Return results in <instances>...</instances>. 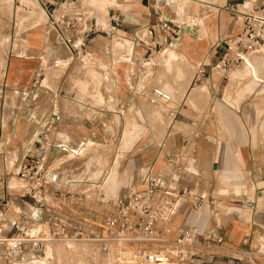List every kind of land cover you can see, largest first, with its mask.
<instances>
[{
	"label": "rangeland",
	"instance_id": "1",
	"mask_svg": "<svg viewBox=\"0 0 264 264\" xmlns=\"http://www.w3.org/2000/svg\"><path fill=\"white\" fill-rule=\"evenodd\" d=\"M122 1L109 0V3L100 9L90 0H78L85 9L88 19L96 21L98 25L95 37H105L103 31L106 29V13L108 9L120 8ZM160 1L162 24L165 23L172 30L178 31V35L171 37L164 34L167 42L153 50L149 61L139 64L142 70H146L148 76L142 77L134 89L131 83V88H128V102L122 104L117 99V96L119 97L116 88L119 79L117 69L119 66L126 68L131 81L130 75L137 67L131 60L134 51L131 41L114 37L107 45L104 39H99V42L88 46L87 57L75 60L60 43L56 33L50 29L47 16H43L41 23L35 24L38 17V21L41 20V16L32 12L36 10L35 7L20 10L18 7L20 0H12L9 4H4V1L0 0V121L2 125H7L16 105L26 97L5 88L4 68L8 59L23 54L26 46L24 36L39 28L44 33V47L38 67L41 76L36 87L42 91V96L39 95L35 102H40L43 96H51L54 98L53 113L64 116L74 115L78 111L86 113V105L88 115H94L95 110L104 111L102 122L94 125L97 129L93 133L94 139L83 145L78 157L71 154L47 157L51 169L66 172L71 181L82 182L78 183V186L65 187L66 190L71 194L83 193L86 196L85 201L76 206L55 205V209L67 214H87L94 223H98L101 214L111 210V201L116 196L133 190L134 179L139 174V169L137 170L131 161L134 151L148 145L162 147L171 137L195 133L196 130L187 124V120H194L204 125L203 130L210 136L207 141L216 153H214L218 163L216 166L219 170L213 171V168H210L206 183H210L209 193L224 201V206L217 209L223 213L230 211L232 214L230 212L229 214L238 220L250 221L245 208L229 201V197L243 194L249 198L254 197V186L250 182V177L239 170H223L224 167H230V158L226 150L231 142L242 147L256 148L262 145L264 147V139H260V132L264 133V46L246 58L247 65L242 69L223 72L220 78L213 81H207L205 78L206 81H200L192 88L191 84L198 76L197 66L202 59L192 64L173 49L176 43L169 45L172 39L190 35V32L196 33L195 30L199 28V35L208 39L204 22L215 17L217 20L224 18L228 23H236L239 28L235 33L220 32L219 38L214 39L205 52V55H210L216 47L224 46V42L240 33V14L249 11V6L245 4L244 9L238 7L232 12L228 0H204L209 5L191 3L188 7L185 6L186 8L184 5L178 6L174 0ZM138 37L145 39L149 34L143 29L138 31ZM125 45L127 50L123 48ZM102 46L108 47V51L112 53L108 64L107 61L101 62L99 59ZM209 68L211 66L208 65L204 71L210 73ZM101 84L105 87L103 96ZM148 86L166 90L172 96L173 103L170 106L176 111L174 118L168 116L166 108L151 105L140 95L142 91L148 92ZM214 131L217 132L216 138L212 137ZM172 139L170 141H173ZM20 143L18 140L7 139L0 144V152L5 153L7 165L13 168L9 180L14 186L17 184L13 175L19 159H15L13 151ZM145 154L148 155V152ZM237 189H240L238 193ZM233 208L238 209L234 211ZM256 248L255 252L259 251L263 256L264 264V236L260 237ZM59 252L61 258L58 257V261L56 253H52L54 257L52 259L56 264H72V260L64 258V253L68 257L64 249H60ZM90 252L88 248V253ZM205 253H215V250ZM76 256L84 259L81 253H77ZM236 257L238 264L245 263L244 255L238 254ZM191 262L190 264H197L196 258ZM81 264L86 263L82 261Z\"/></svg>",
	"mask_w": 264,
	"mask_h": 264
},
{
	"label": "built area",
	"instance_id": "2",
	"mask_svg": "<svg viewBox=\"0 0 264 264\" xmlns=\"http://www.w3.org/2000/svg\"><path fill=\"white\" fill-rule=\"evenodd\" d=\"M36 1L45 11L50 29L56 33L71 58L83 60L87 56L89 39L98 33L96 21L77 12L76 0ZM246 3L250 4V8L241 15L240 33L224 42L223 50L209 72L215 69L223 72L242 69L247 65L246 58L264 46V0H237L236 10ZM119 24L120 18L110 15L103 31L105 36L114 38ZM162 28L171 37L178 35V31L165 23ZM150 57L151 53L146 61ZM131 59L136 62L134 56ZM204 69L203 64L199 65L192 88L200 82ZM40 76L38 69L33 85L39 83ZM140 95L151 105L166 108L169 117H175L176 111L170 106L172 96L165 90L153 88L150 92H140ZM61 121L58 113L46 120L40 135L41 150H52ZM189 126L196 128V123ZM183 143L186 147L188 139ZM190 152H194V149H190ZM0 155L3 163L0 206L14 216L13 221L0 220V247L5 264H56L46 252L51 246L65 243L90 248V254L87 253L84 258L86 264H190L201 255L202 252L198 250L214 249L223 242L213 232H203L197 227L182 229L173 240L163 234L164 224L185 202H190L192 209L217 203L191 189L178 190L180 161L187 154H182L181 159L166 160L170 170L165 178L154 175L151 167H147L140 175L137 189L116 196L111 201V210L101 214L98 223H94L87 214H63L48 207L50 200L58 205L76 206L85 201L86 196L67 191L66 188L73 184L69 183L72 182L69 175L51 169L47 158L35 156L23 159L13 175L17 184L14 186L8 179L10 173L5 164L6 156L2 152ZM28 202L45 212L42 220L27 223L22 208Z\"/></svg>",
	"mask_w": 264,
	"mask_h": 264
},
{
	"label": "crops",
	"instance_id": "3",
	"mask_svg": "<svg viewBox=\"0 0 264 264\" xmlns=\"http://www.w3.org/2000/svg\"><path fill=\"white\" fill-rule=\"evenodd\" d=\"M76 1L77 12L87 17L85 9L78 0ZM174 1L178 3V6L184 5L187 7L191 4L187 0ZM202 1L204 2L202 5H209V3L204 0ZM10 2H12V0H8V4ZM101 2L104 7L109 3V0H101ZM161 3L160 0H133L130 2L123 0L120 8L114 10L108 9L106 13V27L110 15H115L120 18V24L115 30V37H122L133 43L134 51L132 56H134L136 62L131 60L132 63L136 64L138 67L134 69V73H131V81L128 78L126 68L119 66L117 69V74L119 76L118 83L116 84L119 93L117 99L118 102L122 104L128 102V88H131V83L132 89H134L138 86L142 77L148 76L146 70H142L139 64L146 61L149 53H152L157 47H162L163 43L167 42V37H164V34L168 33L163 30L160 20L163 16L160 9ZM228 3L233 12L237 0H228ZM18 7L20 10H23V8L28 9V7H35L36 10L32 12L35 15L41 16V20H35V24L36 22L41 23L43 16H47L40 5L34 0H20ZM219 20L215 17V19L204 22L208 33V39L199 35V28L195 30L196 33L193 32L194 34L190 32V35H183L181 38L178 36L176 39H172L169 45L176 43L173 49L176 50L185 61L194 64L202 59L199 65L203 64L204 68H208V65H213L214 61L223 50V46L216 47L210 55H205V52L210 48L214 39L216 40L219 38L220 32L224 34L228 32L235 33L239 28L236 23H228L224 18ZM143 29H146L149 34V37H145V39L138 37V31H142ZM181 33H183V31ZM43 34V30L36 28L31 34L24 36L23 41L26 43V46L23 50V54L8 59L6 67L4 68L5 88L13 93H20L26 96L21 99L19 105H16L11 119H8L7 125H2V121H0V144H3L7 139L21 141L18 148L13 151L15 159H19L17 169L23 159L35 156L55 158L58 155L71 154L78 157L83 145H86L88 140L94 139L93 133L97 131L94 125L101 123L102 116H104L103 110H95L94 115H88L87 105L86 113L78 111L71 116H64L61 114L62 121L54 136L52 150L45 151L39 148V143H41L40 135L44 124L46 120L54 114V98H51V96H43L40 102H35V99L41 95L42 92L36 85H33V81L40 65V54L44 47ZM99 39H104L107 45L110 42L109 40H113V38H107L106 36L100 38L94 35L89 39L86 51L89 45H94L95 42H99ZM101 44L103 45V43ZM101 49L102 51L100 52L99 59L101 62L107 61L106 63L108 64L109 60L112 58V53L108 51V47L102 46ZM86 55H88L87 52ZM199 65L197 66L198 73ZM205 65H207V67ZM221 74L223 73L220 70L210 73L204 71L200 81H204L205 78L207 81H213V79L220 78ZM102 75H105V73H102ZM100 86H102L101 92L103 96L105 87H103V84ZM151 89L153 88H150V86L147 87L148 92H150ZM181 119L179 120L182 122ZM190 123H196V128H193L196 130L195 133L183 137H171L173 141H170L171 138L168 139L162 147L148 145L134 151L131 161L134 162L133 166L137 170L139 169V174L134 179L133 190L137 189L140 175L147 167H151L154 175L165 178L170 170V166L166 163V160L181 159L182 154H187L186 158L180 161L179 171L181 179L177 184L178 190L185 188L191 189L196 194L205 195L209 199L217 201V203L213 205L207 203L198 209H192L190 202H185L177 209L170 221L164 224L163 234L165 237L173 240L179 236L182 229L186 227H197L203 232L211 231L223 240L222 244L214 249H203L201 255L196 258L197 264H238L236 257L238 254L244 255L245 263L243 264H263V256L259 254V251L255 252L258 242H260V237L264 236L263 145L262 147L251 148L250 146H236L231 142L228 145V150H226L230 158V167H224L223 171L239 170L250 177V182L252 186H254L253 198H249L245 194L229 197L230 203L238 204L248 211L250 221L244 222L234 218L230 211L223 213L217 209L219 206H224V201L213 197L208 191L210 183H206L209 169L213 168V171L219 170L216 166L218 164L215 160L216 153L213 147H210L209 141H207V138L210 136L203 130L204 125L198 123V121L187 120V124ZM194 134L197 136L193 137ZM216 134L217 132L214 131L212 137L216 138ZM185 139L189 141L186 147L183 143ZM260 139H264V133L262 132H260ZM190 149H194V152H190ZM146 152H148V155L145 154ZM3 154L5 155V153ZM5 164L7 172L12 175L13 172H11V170H13V168L11 169L10 166L7 165V161ZM2 170L3 163L2 156L0 155V172ZM10 175L8 179H10ZM69 183H73L70 186H78V183L82 182L72 181ZM74 183L77 184L74 185ZM239 191L240 189L236 190L237 193ZM55 205H58L55 201H48V207L50 209L60 211L55 209ZM22 209L27 216V223L40 221L45 216V212L34 207L31 202L26 203ZM59 209L61 208L59 207ZM237 209L238 208L234 209V211ZM229 212L231 214H229ZM1 218L13 221L14 216L9 210H4L0 206V220ZM212 250H215V253H205V251ZM0 264H5L2 259L1 247Z\"/></svg>",
	"mask_w": 264,
	"mask_h": 264
},
{
	"label": "bare ground",
	"instance_id": "4",
	"mask_svg": "<svg viewBox=\"0 0 264 264\" xmlns=\"http://www.w3.org/2000/svg\"><path fill=\"white\" fill-rule=\"evenodd\" d=\"M4 2V4H8V0H3ZM34 1H36V0H34ZM92 3H94V4H97L99 7L98 8H100V9H102V7H103V4H102V2H101V0H90ZM177 1H179V0H177ZM188 2H190V3H197V4H204V2L202 1V0H187ZM37 2V1H36ZM38 3V2H37ZM39 4V3H38ZM188 4V3H187ZM206 4V3H205ZM248 6H249V8H250V4L249 3H246ZM36 6V5H35ZM39 7V6H38ZM41 7V6H40ZM94 7V6H93ZM185 7V6H184ZM188 7V6H187ZM219 7V6H218ZM42 8V7H41ZM244 8V7H243ZM248 8V9H249ZM43 9V8H42ZM43 12L45 13V11H44V9H43ZM46 14V13H45ZM242 15V14H241ZM241 15H240V18H241ZM35 16V15H34ZM38 20H39V17H38ZM37 20V21H38ZM125 43V42H124ZM123 48L125 49L126 48V45H125V47L123 46ZM121 49V50H123L124 51V49ZM125 50H127V49H125ZM122 51V52H123ZM90 62V61H89ZM217 70H220V69H215V70H213V71H217ZM220 71H222V70H220ZM222 73H223V71H222ZM201 89V88H200ZM167 92V91H166ZM262 109V108H261ZM153 116V115H152ZM60 249H64L65 250V252H67L68 253V257L66 256V253H64V255H65V259L66 260H72V264H81V262L83 261H85L84 259H82V258H79V257H77L76 256V254L78 253V254H82V257L83 258H85V256H86V254L88 253V249L87 248H85V247H82V246H78V244H71V243H65V244H56V245H54V246H51V247H49L48 248V250H47V252H46V254H47V256H49V257H51V258H54L53 257V255H52V253L53 254H55L56 253V258H57V261L59 260L58 259V257L59 258H61V256H60V252H59V250ZM63 252V251H62ZM85 253V254H84ZM62 254V253H61ZM88 254H90V253H88Z\"/></svg>",
	"mask_w": 264,
	"mask_h": 264
}]
</instances>
